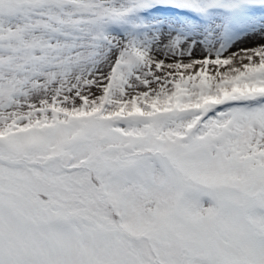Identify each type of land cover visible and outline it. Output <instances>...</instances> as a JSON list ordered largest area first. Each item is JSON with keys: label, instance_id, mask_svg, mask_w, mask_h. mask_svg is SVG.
I'll return each instance as SVG.
<instances>
[{"label": "snow or ice", "instance_id": "snow-or-ice-1", "mask_svg": "<svg viewBox=\"0 0 264 264\" xmlns=\"http://www.w3.org/2000/svg\"><path fill=\"white\" fill-rule=\"evenodd\" d=\"M0 264H264V0H0Z\"/></svg>", "mask_w": 264, "mask_h": 264}]
</instances>
